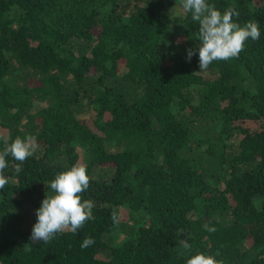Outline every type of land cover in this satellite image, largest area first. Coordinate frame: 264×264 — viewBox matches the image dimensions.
<instances>
[{
  "label": "trees",
  "instance_id": "trees-1",
  "mask_svg": "<svg viewBox=\"0 0 264 264\" xmlns=\"http://www.w3.org/2000/svg\"><path fill=\"white\" fill-rule=\"evenodd\" d=\"M206 2L257 21L260 37L200 71L199 24L173 14L181 0H0V127L39 145L19 173L6 157L0 264H186L197 252L264 264V0ZM79 148L95 218L30 241L39 187Z\"/></svg>",
  "mask_w": 264,
  "mask_h": 264
},
{
  "label": "clouds",
  "instance_id": "clouds-1",
  "mask_svg": "<svg viewBox=\"0 0 264 264\" xmlns=\"http://www.w3.org/2000/svg\"><path fill=\"white\" fill-rule=\"evenodd\" d=\"M185 12L191 14L199 28L196 35L198 40V55L200 71L207 70L213 61H227L239 56L245 48L248 38L258 40L260 29L257 21L249 20L243 25L234 21L239 17L235 8L229 7L222 13L214 4L206 0H181ZM196 49L188 48L186 60L191 61ZM3 150L0 151V189L8 183L4 170L8 166L6 157L11 156L18 163L15 172L23 170V163L28 157L34 155L39 145L36 137L26 135L17 136L9 143L8 138L3 139ZM52 194L46 193L39 208L35 210L37 221L31 230L30 241L50 243L58 233L66 230L76 234L85 221L94 219V202L90 199L82 201L81 193L89 188V176L86 165L76 163L65 171L58 173L50 182ZM114 224L119 223L116 210L112 212ZM207 231L214 232L215 228L207 224L203 226ZM95 243L91 237H85L81 249H86ZM185 244V248H189ZM186 264H222L212 255L197 252L187 259Z\"/></svg>",
  "mask_w": 264,
  "mask_h": 264
},
{
  "label": "rangeland",
  "instance_id": "rangeland-1",
  "mask_svg": "<svg viewBox=\"0 0 264 264\" xmlns=\"http://www.w3.org/2000/svg\"><path fill=\"white\" fill-rule=\"evenodd\" d=\"M173 14H174V16H178V17L183 16L184 17L185 13H184V9H183L182 5H178V7H176L173 10ZM187 37H188V35H187L186 32H180V33L177 34L175 42L177 44H183V42L186 40ZM42 105H44V103H42L39 99L36 100V106H39L40 107ZM91 114H92V112L91 111H88V112H85V113L81 114L79 117L89 118L91 116ZM0 131H1V133L4 136H6L7 138H9L7 136V134H6L5 129H3V128L0 127ZM239 139H240V137L237 136V137L233 138L232 140H230V143L233 144V145H235V144L238 143V140ZM78 153H79V162L78 163H83L85 165L89 164V162H90V156H89V154L85 150H83L82 148H79L78 149ZM46 187H47L46 185L40 186L39 187V192L42 193L43 195H46V193L49 194V195H51L50 188L48 189ZM258 197L260 198V196H258ZM255 204L258 205V206L260 205L259 199H255Z\"/></svg>",
  "mask_w": 264,
  "mask_h": 264
}]
</instances>
